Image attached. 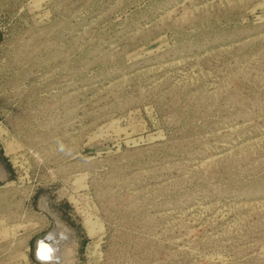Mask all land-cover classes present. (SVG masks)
<instances>
[{"label":"rangeland","instance_id":"rangeland-1","mask_svg":"<svg viewBox=\"0 0 264 264\" xmlns=\"http://www.w3.org/2000/svg\"><path fill=\"white\" fill-rule=\"evenodd\" d=\"M0 163V264H264V0H0Z\"/></svg>","mask_w":264,"mask_h":264},{"label":"bare ground","instance_id":"bare-ground-1","mask_svg":"<svg viewBox=\"0 0 264 264\" xmlns=\"http://www.w3.org/2000/svg\"><path fill=\"white\" fill-rule=\"evenodd\" d=\"M2 174L3 171L0 169L1 177L3 176ZM41 206L45 207L43 199H41ZM39 238L36 239L35 243V250H37L35 255L39 259H44L41 263L73 264L70 250L72 245L71 235L61 222H56L53 230L45 235V241H42L38 246Z\"/></svg>","mask_w":264,"mask_h":264},{"label":"flooded vegetation","instance_id":"flooded-vegetation-1","mask_svg":"<svg viewBox=\"0 0 264 264\" xmlns=\"http://www.w3.org/2000/svg\"><path fill=\"white\" fill-rule=\"evenodd\" d=\"M47 233H45V234H42V235H46ZM40 236V235H39ZM39 236H37L36 238H34V240H32V257H33V259L35 260V262H38L37 261V259H36V251L37 250H35V243H36V239L39 237ZM51 242V241H50ZM38 263H41V262H38ZM48 264H52V263H48Z\"/></svg>","mask_w":264,"mask_h":264},{"label":"water","instance_id":"water-1","mask_svg":"<svg viewBox=\"0 0 264 264\" xmlns=\"http://www.w3.org/2000/svg\"><path fill=\"white\" fill-rule=\"evenodd\" d=\"M0 169H2L1 163H0ZM39 237H40V238L38 239V246L40 245V243H41L42 241H45V235H40ZM49 241H50V239H49ZM36 259H37L38 262H41L42 260H44V259H39V258H37V257H36ZM48 260H49V259H48Z\"/></svg>","mask_w":264,"mask_h":264}]
</instances>
